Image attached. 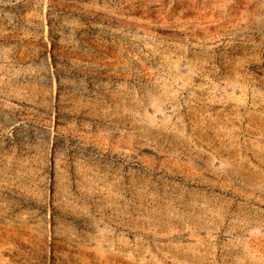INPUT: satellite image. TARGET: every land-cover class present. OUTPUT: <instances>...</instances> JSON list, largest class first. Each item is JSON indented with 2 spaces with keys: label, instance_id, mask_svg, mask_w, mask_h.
Masks as SVG:
<instances>
[{
  "label": "rangeland",
  "instance_id": "obj_1",
  "mask_svg": "<svg viewBox=\"0 0 264 264\" xmlns=\"http://www.w3.org/2000/svg\"><path fill=\"white\" fill-rule=\"evenodd\" d=\"M0 264H264V0H0Z\"/></svg>",
  "mask_w": 264,
  "mask_h": 264
}]
</instances>
